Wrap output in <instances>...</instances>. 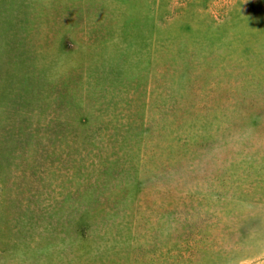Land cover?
Instances as JSON below:
<instances>
[{
    "label": "rangeland",
    "instance_id": "obj_1",
    "mask_svg": "<svg viewBox=\"0 0 264 264\" xmlns=\"http://www.w3.org/2000/svg\"><path fill=\"white\" fill-rule=\"evenodd\" d=\"M0 264H264V0H0Z\"/></svg>",
    "mask_w": 264,
    "mask_h": 264
}]
</instances>
